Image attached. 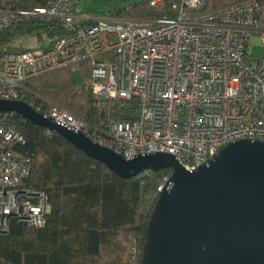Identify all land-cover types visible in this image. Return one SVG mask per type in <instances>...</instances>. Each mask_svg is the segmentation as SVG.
Here are the masks:
<instances>
[{"label":"built area","instance_id":"obj_1","mask_svg":"<svg viewBox=\"0 0 264 264\" xmlns=\"http://www.w3.org/2000/svg\"><path fill=\"white\" fill-rule=\"evenodd\" d=\"M81 1L49 0L34 10L0 8V33L54 22L62 30L49 48L0 49V100H22L29 79L67 67L81 74V64L89 61L84 82L98 109L119 102L120 109L137 108L136 119L110 117L97 128L57 106L45 113L31 106L126 159L166 153L195 170L231 142L264 141V58L251 52L254 44L264 49L259 0L213 12L205 0H137L168 5L171 15L157 19L78 14ZM133 7L125 5L126 11ZM11 115L0 113L1 234L14 221L45 228L51 211L46 193L26 188L34 155L9 124Z\"/></svg>","mask_w":264,"mask_h":264},{"label":"trees","instance_id":"obj_2","mask_svg":"<svg viewBox=\"0 0 264 264\" xmlns=\"http://www.w3.org/2000/svg\"><path fill=\"white\" fill-rule=\"evenodd\" d=\"M48 1L0 0V8L34 10L45 7ZM205 1L206 10L213 12L248 0ZM128 2H133L134 7L126 11ZM259 2L260 29L264 32V0ZM106 3L109 10L86 13L133 19L171 15L168 5L152 7L137 0ZM22 34L28 38L34 35L41 38L44 34L49 43L41 47L49 48L62 36V30L57 22L14 26L0 33V49H37L14 47L16 36ZM81 67V74H74L67 67L29 79L23 84L26 96L22 100L35 108L41 107L42 113L50 105L57 106L97 128H102L110 117L136 119L137 108L120 109L119 102L100 111L92 87L78 81V76L89 78V61ZM8 121L25 137V148L34 155L26 188L46 193L51 211L45 228H29L14 221L5 234L0 233V264H141L158 188L165 178L171 177L172 170L122 179L63 136L49 134L16 114Z\"/></svg>","mask_w":264,"mask_h":264},{"label":"water","instance_id":"obj_3","mask_svg":"<svg viewBox=\"0 0 264 264\" xmlns=\"http://www.w3.org/2000/svg\"><path fill=\"white\" fill-rule=\"evenodd\" d=\"M0 113L63 136L122 179L172 170L155 198L141 264H264V141L231 142L187 170L166 153L126 159L23 100H0Z\"/></svg>","mask_w":264,"mask_h":264},{"label":"rangeland","instance_id":"obj_4","mask_svg":"<svg viewBox=\"0 0 264 264\" xmlns=\"http://www.w3.org/2000/svg\"><path fill=\"white\" fill-rule=\"evenodd\" d=\"M107 0H83L81 3L77 6L79 9H84L85 12L92 11L93 13L97 10L105 11L109 10L110 7L106 3ZM128 0H114V3H120L125 2ZM43 37L40 38L38 35H34L32 37H25L24 35H18L16 36L13 46L14 47H24V48H39L43 45H46L49 43V39L42 34ZM262 51L263 49L260 47V45L254 44L251 48L252 55L254 57H262ZM78 81L80 84L84 83V79L81 76H78Z\"/></svg>","mask_w":264,"mask_h":264},{"label":"crops","instance_id":"obj_5","mask_svg":"<svg viewBox=\"0 0 264 264\" xmlns=\"http://www.w3.org/2000/svg\"><path fill=\"white\" fill-rule=\"evenodd\" d=\"M80 4V3H79ZM78 4V5H79ZM77 5V6H78ZM76 6V12L78 13V14H83V13H85L86 14V12H85V10L84 9H79L78 7ZM88 12V11H87ZM26 37V36H25Z\"/></svg>","mask_w":264,"mask_h":264}]
</instances>
